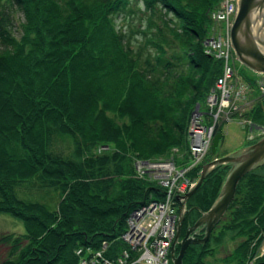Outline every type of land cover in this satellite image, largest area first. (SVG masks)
<instances>
[{"label":"trees","instance_id":"16d2710c","mask_svg":"<svg viewBox=\"0 0 264 264\" xmlns=\"http://www.w3.org/2000/svg\"><path fill=\"white\" fill-rule=\"evenodd\" d=\"M219 1L140 0V11L130 0H0V214L24 229L0 235V264H76L79 247H122L116 237L129 211L163 197L135 177L134 161L172 149L187 157L190 114L220 72L203 52ZM4 6L21 12L17 35ZM249 115L264 124L263 96ZM55 140L70 153L55 151ZM258 168L239 179L208 239L188 245L182 264H205L225 239L236 240L227 264H264V253L251 262L264 241ZM226 170L214 167L193 192L201 211ZM29 189L55 192V206L24 198Z\"/></svg>","mask_w":264,"mask_h":264},{"label":"built area","instance_id":"2783aa9c","mask_svg":"<svg viewBox=\"0 0 264 264\" xmlns=\"http://www.w3.org/2000/svg\"><path fill=\"white\" fill-rule=\"evenodd\" d=\"M237 10V0H220L209 12L211 27L203 42V52L220 62V72L209 88L202 105L193 108L188 123V160L173 156L134 161L136 177L162 189L161 199H149L131 209L116 240L120 249L109 253L111 242L102 240L98 248L82 246L75 250L77 264H170L168 252L175 233V195L186 192L192 179L188 172L207 155L221 120L236 116L245 125L248 141L264 135V124H256L249 113L257 97H264V74L253 73L251 82L234 65L229 31ZM254 91V94L252 93ZM253 129L255 133H253ZM175 150V149H173ZM176 152V150H175ZM146 221H148L146 223ZM264 253V241L258 256Z\"/></svg>","mask_w":264,"mask_h":264},{"label":"water","instance_id":"95a60500","mask_svg":"<svg viewBox=\"0 0 264 264\" xmlns=\"http://www.w3.org/2000/svg\"><path fill=\"white\" fill-rule=\"evenodd\" d=\"M230 44L234 57L250 71L264 74V0H237V10L229 31ZM198 104L195 105L197 108ZM219 133L215 132L210 143V151L216 149ZM264 164V135L237 150L213 158L205 162L192 178L186 192L175 195L180 204L176 217L175 233L169 246L171 264H182V256L190 244H203L209 237L214 226L219 222L231 202L239 179L252 169ZM218 165H226L219 191L211 205L203 211L179 238V229L184 213V202L201 184L211 169ZM201 230V236L191 233ZM178 249L175 253V244Z\"/></svg>","mask_w":264,"mask_h":264},{"label":"rangeland","instance_id":"374dc122","mask_svg":"<svg viewBox=\"0 0 264 264\" xmlns=\"http://www.w3.org/2000/svg\"><path fill=\"white\" fill-rule=\"evenodd\" d=\"M139 5V10L142 11V5L140 4V0H130V5ZM7 13L6 18H8V22L10 23V29L13 32V34L17 35L18 34V24L22 20V15L21 12L16 9L12 8L10 6H4L3 7ZM141 14L138 13L137 11L135 12L133 18L137 19V17H140ZM122 14H118L115 18V22L117 25H121L122 21ZM6 21V20H5ZM132 27L136 26V22L134 21L131 23ZM235 67L237 68L238 72L241 75H246L249 79L253 77V73L242 63H240L238 60H235L234 62ZM254 94V91H252ZM217 133H219L218 137V142L217 146L214 152V155L216 157H220L222 155H225L227 153H231L235 150H237L240 147H243L247 144H249L248 140L246 139L249 130L248 128L243 125L240 121V119L236 116L230 118L229 120H221L218 126ZM253 133H255V130L253 129ZM54 150L57 152H60L61 154H69L70 153V143L66 141H60V140H55L54 142ZM173 151V152H172ZM172 156L175 155L176 158L178 159V152H175V150L172 149ZM213 156V153L210 151L204 158L203 161H206L210 159ZM183 157V156H182ZM188 160V157L184 156L180 161L186 162ZM258 172L264 173V164L259 166ZM136 177V176H135ZM22 195H26L27 199H39V201L45 202L50 206H55L56 201H57V194L51 190H23V192H20ZM220 221V220H219ZM148 221H146L147 223ZM24 232L23 225L22 223L14 219L8 215L0 214V235L3 233H12V234H20ZM224 243L218 247L216 250L215 254L212 256H207L205 258V264H227L223 260H221L224 256H226L235 246L236 240H230V239H225L223 241ZM1 246H6L7 248V243H0ZM217 248V247H216ZM76 250V249H75ZM6 252V251H5ZM258 254L255 252V255L252 256L251 262L255 260V257ZM77 264V261H76Z\"/></svg>","mask_w":264,"mask_h":264},{"label":"flooded vegetation","instance_id":"af4514ba","mask_svg":"<svg viewBox=\"0 0 264 264\" xmlns=\"http://www.w3.org/2000/svg\"><path fill=\"white\" fill-rule=\"evenodd\" d=\"M192 194L189 197H187L184 202V213L182 215L181 222H180L178 241L184 235L186 229L189 228L194 223V221L197 219V217L200 215L201 210L195 204V202L192 201ZM174 206L176 208V213L178 214L179 209H180V204L176 199L174 201ZM191 235L201 236V230H198V231L196 230L195 232H192ZM177 249H178V242L175 244V253L177 252Z\"/></svg>","mask_w":264,"mask_h":264}]
</instances>
